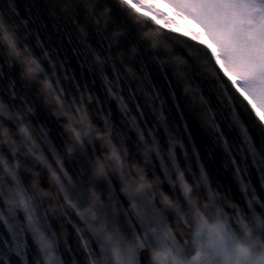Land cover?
Segmentation results:
<instances>
[{"label": "snow or ice", "instance_id": "snow-or-ice-1", "mask_svg": "<svg viewBox=\"0 0 264 264\" xmlns=\"http://www.w3.org/2000/svg\"><path fill=\"white\" fill-rule=\"evenodd\" d=\"M44 7L68 17L87 9L95 23L83 33L84 50L74 46V51L92 83L100 80L104 100L88 84L70 78L64 62L53 63L42 42L32 46L28 24L18 23V14L0 5V22L21 50L19 55L37 61L36 74L25 78L23 63L8 54V45L0 39V128H7L6 134L0 132V224L5 228L0 232V264H64L58 234L44 208L46 201L52 205V219L58 218L57 212L67 217L71 210L86 226L95 245L94 249L83 245L87 264H264V198L254 188L249 193L250 185L242 177L249 160L264 172V0H49ZM133 17L144 31L154 28L185 47H197L201 54L197 62L202 58L201 67L219 85L220 102L231 121L228 128H235L241 139L235 150L224 140L208 102L201 103L208 127L217 141L224 142L241 191L250 196L246 211L236 210L234 222L218 207L215 195H204L209 180L203 166L199 179L181 168L167 101L160 92L153 89L144 104L137 102L132 88L136 72L124 66L125 53L120 51L133 35L128 23ZM109 30L110 37L103 35ZM97 34L103 35L96 41L99 51L88 44ZM136 41L148 42L141 35ZM70 80L76 92L65 83ZM173 87L176 91L168 95L180 110L184 105L179 103L178 82ZM113 101L123 126L120 146L114 143L112 111L103 116L102 125L94 121L91 111L95 104L96 112L104 113L103 105ZM147 107L154 119H146L143 109ZM49 112L55 120L45 115ZM40 119L54 128L60 125L55 140L47 123L37 133L34 124ZM250 129L258 132L259 145ZM131 131L137 136L134 152L124 147L131 143ZM139 155L142 160L136 159ZM165 155L172 161V170L164 162ZM29 156L48 168L55 195L26 186L21 168ZM66 158L75 166L71 175ZM155 160L160 161L163 179L155 171ZM173 219L186 238L178 236ZM80 237L83 240V233ZM32 247L35 254L30 258Z\"/></svg>", "mask_w": 264, "mask_h": 264}, {"label": "water", "instance_id": "water-1", "mask_svg": "<svg viewBox=\"0 0 264 264\" xmlns=\"http://www.w3.org/2000/svg\"><path fill=\"white\" fill-rule=\"evenodd\" d=\"M48 3L49 0H0L3 10H7L10 14L14 10V13L18 14V23L28 24L31 32L30 40L32 46H35L37 40L42 42L45 49L52 55L53 63L64 62L67 75L70 78L75 77V82H79L81 85L88 84L89 88L95 92L103 103L104 89L100 87V80L97 79L95 83H92L88 74L80 68L82 61L77 59V54L74 51V46L84 50V44L82 43L83 33H88L89 26H94L95 22L87 16V9H83L78 16L68 17L60 13L58 9L44 7ZM134 20V17L128 20V23L132 27L133 35L131 38L125 40V48H122L120 51L125 53L123 56L124 66L132 67L136 72V79L132 82V88L139 98L137 102L144 104L146 94L153 89L160 92L161 97L167 101L168 113H170L169 127L170 130H173L172 134L177 143L176 153L181 168L190 177L192 173H195L196 179H199L201 174L200 168L203 166L209 180L208 186L204 190V195H215L220 201L218 207L226 212L229 219L234 222L237 215L236 210L246 211L245 201L250 196L246 197L241 191L242 186L237 179L236 169L232 164L231 158L224 150V142L217 141L215 134L208 127L207 110L201 103L202 100L208 102V106L216 114V119L221 126V130L225 133L224 140L235 150L236 146L241 143V139L235 128H228V124L231 121L228 109L220 102L222 97L219 85L211 77L210 73L201 67L202 58L201 63L197 62L196 57L201 55L197 47H185L183 43L162 36L165 42L170 45L172 53L182 57L184 63L177 64L171 61L163 63L159 62V57L153 58V53L148 49L146 43L143 45L137 43L136 37L144 29L141 25L135 24ZM101 27L103 28V21L101 22ZM151 30L155 31L154 28ZM103 35L110 37L111 30L104 32ZM103 35L97 34L94 38H90L88 44L99 51L96 41L101 40ZM132 45H136L139 49V54L133 55ZM91 59L92 57L89 56V60ZM124 70L122 66L121 71ZM75 82L71 80L65 82L72 88L73 92H76ZM177 82L179 84V95L182 97L179 103L184 105L180 110H176L175 102L168 95L170 91H176L173 85ZM121 86L125 87L123 84ZM185 90H187V94H185ZM124 95L127 97V90ZM130 106H132L131 102ZM103 107L105 109L104 113H99L96 112V106L93 104L91 109L93 119L96 123L102 125L103 116L111 110V119L115 126L113 132L115 137L114 143L120 146L119 131L123 126L120 122L119 109L115 101L110 104H104ZM143 110L148 114L146 119H154L151 116V107ZM45 115L55 120V116L50 112L45 113ZM56 115H59V113H56ZM46 123L48 128L52 130V136L55 140L56 128H59L60 125L54 128L51 123L40 119L39 123L34 124V127L38 133L40 125ZM160 131L162 132V130ZM250 131L257 145H259L258 132L255 129H250ZM129 134L131 136V143L124 145V147L129 148L130 152H134L137 136L135 131H131ZM181 145H183V148L180 147ZM40 146L43 148L42 143ZM23 152L27 154V149H23ZM46 154L55 166V160L51 157V154ZM136 159L142 160L143 157L139 155ZM236 160L240 161L238 155L236 156ZM132 162L134 163L135 160ZM164 162L168 165L169 170H172V161L167 158V155H165ZM154 163L157 175L163 179V169L160 167V161L155 160ZM247 163L248 168L246 173L242 171L244 183L250 185L248 189L249 193L254 188L259 197L264 198V187H262L264 172L258 171L256 167L252 166L251 160ZM141 166H144L143 163ZM66 167L71 175L75 167L71 163V158H66ZM240 167L241 169L244 168L243 163L240 164ZM21 171L24 173V183L30 189H34L36 192H40L41 190L45 192L51 191L55 195L56 187L51 173L38 159L29 156L27 161H22ZM147 171L149 178L155 180V176L152 175L151 166L148 167ZM2 175L0 173V178H2ZM164 187L165 189L167 188V182H165ZM208 189H211V192ZM253 202L255 203V201ZM60 203L62 204L63 201H60ZM51 207L52 205L46 201L44 208L48 210L49 219L58 234L59 255L64 264H87V253L83 245L88 243L93 249L95 245L92 243L91 235L85 231L86 226L71 210H69L67 217L57 212L58 218L52 219ZM172 223L178 236L186 238L183 227L177 226L175 219H173ZM78 229L80 233H83V240H81ZM0 232H5L4 225L2 224H0ZM29 243L31 244V240H29ZM29 251L31 258V255L35 254L34 247L30 248Z\"/></svg>", "mask_w": 264, "mask_h": 264}, {"label": "clouds", "instance_id": "clouds-1", "mask_svg": "<svg viewBox=\"0 0 264 264\" xmlns=\"http://www.w3.org/2000/svg\"><path fill=\"white\" fill-rule=\"evenodd\" d=\"M140 35L147 38V47L153 53V58L159 57V62L168 63L169 61H171L172 63L177 64L184 63L182 57H179L178 55L172 53L170 45L165 42L163 37L159 35L156 30H145L141 32ZM0 39H3L8 45V54L13 56L14 58H18L20 62L23 63V73L25 78L34 76L36 74L35 65L37 61L33 57H24L19 55L21 50L15 46V41L11 37V35L6 30H4V25L2 24V22H0ZM131 49L133 55H135L136 52L139 51L136 45H132ZM51 75H55V73H51ZM40 84L41 87H43L44 81L41 80ZM0 132H4L6 134L7 128H0ZM152 183L154 185L156 181L152 180ZM160 191V189H157L158 194L160 193Z\"/></svg>", "mask_w": 264, "mask_h": 264}]
</instances>
